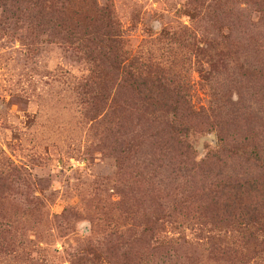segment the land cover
<instances>
[{
    "label": "rangeland",
    "instance_id": "1",
    "mask_svg": "<svg viewBox=\"0 0 264 264\" xmlns=\"http://www.w3.org/2000/svg\"><path fill=\"white\" fill-rule=\"evenodd\" d=\"M253 149L264 0H0V264H264Z\"/></svg>",
    "mask_w": 264,
    "mask_h": 264
},
{
    "label": "trees",
    "instance_id": "2",
    "mask_svg": "<svg viewBox=\"0 0 264 264\" xmlns=\"http://www.w3.org/2000/svg\"><path fill=\"white\" fill-rule=\"evenodd\" d=\"M139 79H137V82L135 84V93L138 96L143 97V99H150L149 101L152 100V96H151V92H150V83L148 79H144L143 76H139ZM177 115V116H176ZM183 119L181 118L180 115L175 114L173 120L170 122V126L172 128H176V131L179 129L180 132H183L184 129V122L182 121ZM169 127V125H167V128ZM224 142V141H223ZM224 145V144H223ZM224 147L226 148V146L224 145ZM252 157L256 156L257 161H261V163H263L264 166V160H262L258 154V150L257 149H253L252 151ZM258 161V162H259ZM248 186V185H247ZM245 188H249L251 189V193H258V187L256 186L255 183L251 184L250 186ZM238 189H241L240 187H237ZM219 190L218 192V197L220 194V199L225 201V205H224V210L225 212H230L231 211V182H228L225 186L223 185H219V187L217 188ZM216 189V190H217ZM244 189V188H242ZM239 198H237L238 200ZM252 211L248 212L247 216H256V214L258 213V211L254 208L252 209Z\"/></svg>",
    "mask_w": 264,
    "mask_h": 264
}]
</instances>
